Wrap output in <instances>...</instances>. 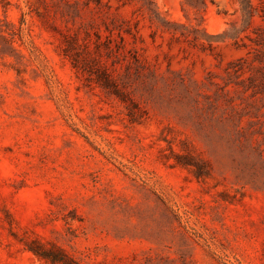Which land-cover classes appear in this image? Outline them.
Returning <instances> with one entry per match:
<instances>
[{
	"label": "rangeland",
	"instance_id": "obj_1",
	"mask_svg": "<svg viewBox=\"0 0 264 264\" xmlns=\"http://www.w3.org/2000/svg\"><path fill=\"white\" fill-rule=\"evenodd\" d=\"M0 264H264V0H0Z\"/></svg>",
	"mask_w": 264,
	"mask_h": 264
}]
</instances>
